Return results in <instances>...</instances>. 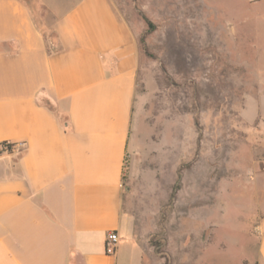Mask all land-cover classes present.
Instances as JSON below:
<instances>
[{"label": "crops", "instance_id": "0c3cea01", "mask_svg": "<svg viewBox=\"0 0 264 264\" xmlns=\"http://www.w3.org/2000/svg\"><path fill=\"white\" fill-rule=\"evenodd\" d=\"M31 1L37 14L30 0H0V144L14 145L0 152V264H143L147 235L124 185L138 143L134 31L114 0ZM167 173L166 201L178 166ZM257 215L264 264L260 198Z\"/></svg>", "mask_w": 264, "mask_h": 264}, {"label": "rangeland", "instance_id": "374dc122", "mask_svg": "<svg viewBox=\"0 0 264 264\" xmlns=\"http://www.w3.org/2000/svg\"><path fill=\"white\" fill-rule=\"evenodd\" d=\"M114 1L140 56L138 143L124 185L147 235L142 263L257 264L264 0ZM171 166L179 180L166 201Z\"/></svg>", "mask_w": 264, "mask_h": 264}, {"label": "built area", "instance_id": "2783aa9c", "mask_svg": "<svg viewBox=\"0 0 264 264\" xmlns=\"http://www.w3.org/2000/svg\"><path fill=\"white\" fill-rule=\"evenodd\" d=\"M14 145L9 143H1L0 144V152L4 154H9L13 151ZM118 243V236L116 233H110L105 243V254L112 255L114 254Z\"/></svg>", "mask_w": 264, "mask_h": 264}]
</instances>
